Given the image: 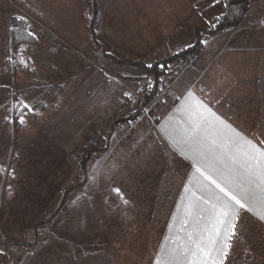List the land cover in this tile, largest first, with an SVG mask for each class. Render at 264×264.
Returning <instances> with one entry per match:
<instances>
[{
	"label": "rangeland",
	"instance_id": "1",
	"mask_svg": "<svg viewBox=\"0 0 264 264\" xmlns=\"http://www.w3.org/2000/svg\"><path fill=\"white\" fill-rule=\"evenodd\" d=\"M197 1L0 0V107L16 93L30 105L46 107L24 131L4 129L0 115V161L15 164L14 177L0 181V264H152L189 172L157 135L158 121L212 69L230 71L231 84L264 102V57L229 54L247 45L264 49L263 0L251 8L245 30L241 27L230 39L203 33L198 61L171 77L151 105L141 106L142 81L118 79L128 70L114 60L152 65L194 45L195 31L208 30L219 14L208 13L209 21L204 20L200 13L214 0L201 3L200 12L193 8ZM31 4L43 20L28 11ZM94 4L96 40L113 59L104 57L90 37ZM13 16L29 19L40 34L33 77L2 73ZM91 67L102 68L121 85L124 109L91 141L99 150L84 174L80 152L74 158L61 155L38 136L60 111L75 79ZM138 110L141 116L130 128L122 125L108 134L113 123ZM111 186L131 205L127 222H120L108 203Z\"/></svg>",
	"mask_w": 264,
	"mask_h": 264
},
{
	"label": "crops",
	"instance_id": "2",
	"mask_svg": "<svg viewBox=\"0 0 264 264\" xmlns=\"http://www.w3.org/2000/svg\"><path fill=\"white\" fill-rule=\"evenodd\" d=\"M256 2L258 0L252 1L250 10ZM238 30L226 33L228 39ZM246 47L231 49L229 54L245 57L257 53L264 57V49ZM229 72L208 71L209 75L200 77L194 88L183 94L157 125L161 141L170 153L188 165L189 172L183 177L165 237L152 264H175L177 260L183 264L185 259H191L183 257L180 250L190 245L188 235L194 226L203 227L208 223L211 205L203 201L216 203L215 195H223L201 175L198 167L218 181L232 180L234 187L257 188L258 180L248 177L241 165L247 161L246 141L264 150V102L231 84ZM123 92L108 72L98 67L89 68L72 83L60 111L44 124L38 137L61 155L76 157L120 112ZM250 179L252 185H249ZM190 202L197 205L198 212L187 216L185 207ZM199 210H203L202 213ZM261 211L264 208L259 204L251 212L241 210L236 221L237 234L229 241L232 247L225 264H264V221L257 215ZM198 214L205 219L198 221ZM219 227L222 238L226 225Z\"/></svg>",
	"mask_w": 264,
	"mask_h": 264
},
{
	"label": "trees",
	"instance_id": "3",
	"mask_svg": "<svg viewBox=\"0 0 264 264\" xmlns=\"http://www.w3.org/2000/svg\"><path fill=\"white\" fill-rule=\"evenodd\" d=\"M87 3H90L94 0H85ZM207 0H198L193 8L198 12V6L201 3H205ZM252 0H220V3L212 2L205 11L201 12L200 15L204 20L209 21L206 17V14L212 12H219L218 18L215 17L212 19L211 27L208 30H196L195 38L196 42L194 45L182 50L181 52L166 58L164 60L155 62L152 65H145L142 63H134L127 60H114L118 67L123 68V70H128L124 74L126 76L119 75L121 81H142V91H141V106L147 107L154 103L158 98L161 89H164L167 82L171 80V77L177 75L181 70L186 68L189 65H193L198 61L199 56L203 52L204 42L202 40V34L205 33L207 36H221L228 32L240 29L246 22V18L249 15L250 6ZM94 16L90 22L89 34L91 39L98 45L102 46L96 40L95 36V24H96V14L97 6L94 4ZM227 5V7L225 6ZM32 8V10H31ZM31 8H28V11H31L32 15L35 18L43 20V13L37 8L36 5L31 4ZM200 12V11H199ZM19 16H13L8 21L7 26V45L5 47V58L3 60V76L15 78L19 75H28L33 77L35 74V69L33 65V52L34 49L40 44V34L36 31L33 23L24 18L23 20L18 19ZM45 19V18H44ZM29 32L33 33L32 36L29 35ZM103 47V46H102ZM102 54L106 58L113 59L114 57L104 52L103 48ZM176 64L174 69H171V66ZM138 66L139 68H136ZM142 73L145 74V77L142 76ZM128 74V76H127ZM149 79V81H148ZM22 94L16 93L11 96L8 101L0 107V115H3L2 127L4 129H9L13 131H24L27 129L29 122H37L42 117L46 111L45 106H36V104L27 103ZM27 103L31 107V111L26 113L25 121L23 124L19 122V115L21 113V104L20 102ZM179 99L176 100V103ZM124 109V104L120 108V113ZM58 110V108H57ZM142 110H138L133 113L131 116H128L123 121H118L113 123L109 129L108 134L111 136L117 127L125 125L131 127L132 123H135L141 116ZM159 124V121H158ZM109 138V137H108ZM99 150L96 141L90 142L87 144L79 153L78 157L81 161L82 172L85 174L87 165L92 158V156ZM14 161H11L9 164L3 163L0 161V181L7 182L14 177L15 166ZM113 189H116L114 186H111L107 189L108 203L115 208V214L119 217L120 222H127L126 211L130 209L131 205L129 201L124 203L126 200L125 197L121 194L118 195ZM123 197V198H121Z\"/></svg>",
	"mask_w": 264,
	"mask_h": 264
},
{
	"label": "snow or ice",
	"instance_id": "4",
	"mask_svg": "<svg viewBox=\"0 0 264 264\" xmlns=\"http://www.w3.org/2000/svg\"><path fill=\"white\" fill-rule=\"evenodd\" d=\"M214 2L220 3V0H214ZM225 6L227 7V5ZM18 19L23 20L24 18L18 17ZM217 19L219 18L217 17ZM29 35L32 36L33 33L29 32ZM20 104L22 110L19 115V122L23 124L26 115L24 110L30 112L32 109L27 103L21 101ZM237 135L239 134L237 133ZM245 143L249 146V150L245 152L247 157L246 164L241 165V167L248 177H255L258 180V190L251 186L248 188L239 185L234 187L232 180L227 178L218 181L210 174L205 175L198 167L197 170L201 172V175L210 184L215 185L219 193L223 195H215L216 203H212L210 200L203 201V203L211 205V214L208 223L203 227L194 226L193 231L189 233L188 240L190 245L183 247L180 251L183 257H191V259H185L183 264H225L229 254L228 250L232 247L229 241L237 234L235 231L236 221L240 216L241 210L251 212L257 204L264 208V150L258 149L251 141H246ZM252 183L253 181L250 179L249 185H252ZM237 188L240 190L237 191ZM113 191L118 195L120 194L119 189H113ZM124 203H127V200ZM199 211L202 213L203 210ZM197 212V205L191 202L185 207V215L187 216ZM257 215L261 221H264V211ZM197 218L198 221L205 219L202 214H198ZM209 224L211 228H209ZM220 225H226L223 228L222 238ZM175 264H181V261L177 260Z\"/></svg>",
	"mask_w": 264,
	"mask_h": 264
}]
</instances>
